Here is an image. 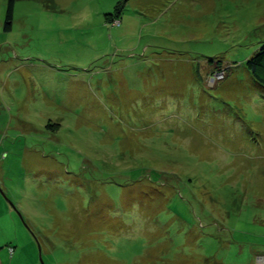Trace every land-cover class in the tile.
<instances>
[{
    "label": "rangeland",
    "instance_id": "1",
    "mask_svg": "<svg viewBox=\"0 0 264 264\" xmlns=\"http://www.w3.org/2000/svg\"><path fill=\"white\" fill-rule=\"evenodd\" d=\"M8 3L0 264H264V0Z\"/></svg>",
    "mask_w": 264,
    "mask_h": 264
},
{
    "label": "trees",
    "instance_id": "2",
    "mask_svg": "<svg viewBox=\"0 0 264 264\" xmlns=\"http://www.w3.org/2000/svg\"><path fill=\"white\" fill-rule=\"evenodd\" d=\"M16 0H9L4 31H12V21L14 17V6ZM123 6L116 7L115 16H121ZM110 16V15H109ZM109 19V18H108ZM246 68L254 81L264 87V46L260 49L257 55L253 56L247 63ZM219 72L221 70H218Z\"/></svg>",
    "mask_w": 264,
    "mask_h": 264
},
{
    "label": "clouds",
    "instance_id": "3",
    "mask_svg": "<svg viewBox=\"0 0 264 264\" xmlns=\"http://www.w3.org/2000/svg\"><path fill=\"white\" fill-rule=\"evenodd\" d=\"M222 72H224V73H225V71H220V72H218V73H222Z\"/></svg>",
    "mask_w": 264,
    "mask_h": 264
},
{
    "label": "built area",
    "instance_id": "4",
    "mask_svg": "<svg viewBox=\"0 0 264 264\" xmlns=\"http://www.w3.org/2000/svg\"><path fill=\"white\" fill-rule=\"evenodd\" d=\"M218 74H222L223 75L224 73L222 72V73H218Z\"/></svg>",
    "mask_w": 264,
    "mask_h": 264
}]
</instances>
